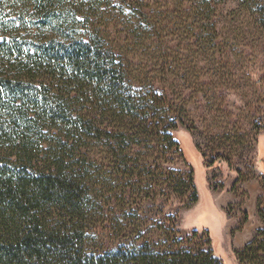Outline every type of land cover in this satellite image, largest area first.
<instances>
[{
  "label": "trees",
  "instance_id": "trees-1",
  "mask_svg": "<svg viewBox=\"0 0 264 264\" xmlns=\"http://www.w3.org/2000/svg\"><path fill=\"white\" fill-rule=\"evenodd\" d=\"M169 2L0 0V264H223L210 241L191 245L197 231L192 240L167 228L159 242H95L97 179L107 176L98 150L124 153L111 151V136L178 148L166 94L137 85L167 76L175 34L213 7ZM139 171L125 161L118 180ZM258 213L264 224V202ZM236 256L264 264V228Z\"/></svg>",
  "mask_w": 264,
  "mask_h": 264
},
{
  "label": "rangeland",
  "instance_id": "rangeland-1",
  "mask_svg": "<svg viewBox=\"0 0 264 264\" xmlns=\"http://www.w3.org/2000/svg\"><path fill=\"white\" fill-rule=\"evenodd\" d=\"M211 3L206 22L192 17L190 29L175 34L167 76L137 85L150 83L166 94L165 126L178 148L155 138L131 148L111 136V151L124 153L98 150V167L107 174L96 187L98 248L159 242L167 228L188 240L197 231L191 245L210 241L223 264H240L237 251L264 228L258 213L264 202V0ZM125 161L140 171L118 180L117 166Z\"/></svg>",
  "mask_w": 264,
  "mask_h": 264
}]
</instances>
